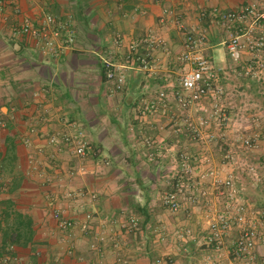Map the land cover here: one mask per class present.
<instances>
[{"label": "crops", "instance_id": "obj_1", "mask_svg": "<svg viewBox=\"0 0 264 264\" xmlns=\"http://www.w3.org/2000/svg\"><path fill=\"white\" fill-rule=\"evenodd\" d=\"M254 2L264 5V0H0V252L5 238L12 250L8 262L0 256V264H121L119 258L125 264H199L207 257L216 264H244L233 251L236 227L219 248L204 241L210 218L230 208L222 184H196L199 177H194L177 212L164 207L162 198L181 172L182 155L207 153L218 179L240 182L239 200L252 212L249 224L264 234V113L235 132L239 119L232 110L228 126L220 128L211 119L204 128L211 141L194 143L187 133L177 134L170 120L186 112L173 105L167 115L142 116L141 110L145 101L177 83L186 67L178 61L183 30L172 19L161 22L164 9H173L186 30L207 31L210 55L227 34L210 17H201L202 10H238ZM49 14L69 22L74 35L72 47L58 58L20 32L25 21L37 23ZM148 32L162 37L168 48L141 47V54L154 56L152 73L125 57L130 40ZM117 36L123 39L120 46ZM104 60L127 76L124 89L113 95ZM209 106L203 102L185 115L193 121L208 118ZM67 122L89 143L83 160L48 144V134L66 131ZM241 135H260L258 148H242ZM250 165L259 167L260 180L247 174ZM78 188L95 193L96 200L84 209L75 206L71 214L81 221L86 211L93 212L97 233L76 227L64 234L57 228L52 200ZM201 189L207 196L196 202L193 195ZM129 217L140 220L138 230L116 245L108 237L101 252L91 247L98 233L108 235ZM187 230L193 237H184ZM256 250L261 263L264 242Z\"/></svg>", "mask_w": 264, "mask_h": 264}, {"label": "built area", "instance_id": "obj_2", "mask_svg": "<svg viewBox=\"0 0 264 264\" xmlns=\"http://www.w3.org/2000/svg\"><path fill=\"white\" fill-rule=\"evenodd\" d=\"M200 15L201 17H210L213 23L224 27L227 35L222 44L226 46L232 61L241 68L243 75L247 79L264 83V5L254 2L244 5L238 10L230 11L214 7L211 10H202ZM169 19H172L183 30L185 41L183 49L178 55V61L186 67L177 83L162 89L156 96L143 103L141 115L148 116L158 113L167 115L171 105L175 106L178 112L184 114V112L196 109L203 102H210V106L205 109L209 113L208 118L193 121L185 113L184 115L173 114L170 120L173 123L174 131L177 134L187 133L192 142L200 143L206 137L208 141H211L212 135L204 132V128L212 125L211 119H214L220 128L229 124V113L225 105L226 88L222 80L223 69L217 68L212 56L207 53L210 42V34L207 31L186 30L174 10L166 8L160 20L165 23ZM20 32L34 38L39 43L42 52L52 57H60L74 43L71 24L63 22L53 14L45 16L37 23L30 20L25 21ZM115 43L120 46L123 44V39L117 36ZM144 44L151 50L158 46L168 50L167 44L162 37L151 32L146 33L144 38L130 40L125 53L126 60L137 64L140 70L152 73L155 68L154 56L151 52L140 53ZM104 65L106 79L110 85V94L122 91L127 84L124 69L108 60H104ZM66 125V131L48 134V144L57 153L67 150L72 157L83 160L86 157L89 143L75 124L67 122ZM35 132L36 129L33 126L31 133ZM260 137V135L254 137L241 135L239 143L242 148L253 151L258 148ZM26 144H30L29 139ZM147 144L150 145L151 141L147 140ZM226 158L233 160V154L228 153ZM182 159L181 172L177 178L169 182V188L164 192L162 198V205L172 212L179 211L183 198L189 190V184L196 182L194 180L196 176L199 177L196 184L206 181H210L214 185L222 184L224 194L230 200V208L216 218H210L209 233L204 239L205 244L219 248L224 237L233 227H236L238 235L233 243L236 258L244 264H264V261L260 263L256 250L258 244L264 242V234L253 224H249L248 216L252 212L248 204L239 200V190L234 178L218 179L217 170L214 169L211 157L207 153H199L195 156L186 152L182 155ZM246 172L256 180L261 179L260 169L257 165L248 166ZM193 196V200L201 202L207 196V191L201 189L198 195ZM95 200L96 194L87 189L64 190L59 199L52 200V202L56 201L53 204L52 216L56 221L57 228L64 234L73 231L76 227L83 232L95 233L93 212L86 211L80 219L81 221L71 214L75 206L84 209L85 206L93 204ZM118 223V227L109 229L108 235L101 233L96 235L97 243L91 246L95 251H102L101 243L108 237L115 241L116 245L117 242H121L124 235L138 230L140 226V220L137 217H129ZM184 237H193L192 231L187 230ZM9 259L7 256L4 262H8ZM118 262L126 263L122 258H119ZM199 264H216V261L212 257H207Z\"/></svg>", "mask_w": 264, "mask_h": 264}, {"label": "rangeland", "instance_id": "obj_3", "mask_svg": "<svg viewBox=\"0 0 264 264\" xmlns=\"http://www.w3.org/2000/svg\"><path fill=\"white\" fill-rule=\"evenodd\" d=\"M210 29V28H209ZM209 32H211L209 30ZM226 39L223 36L220 41ZM210 43V42H209ZM218 43L215 42V44ZM213 53L210 54L214 60V64L217 68H222L223 85L226 88L227 103L226 110L228 113L233 110V113L238 114V123L236 130L243 132L242 124L247 122V119L254 114L264 113V83H258V81L247 79L241 72V68L230 58L226 46L221 44L214 47ZM231 102V105L228 103ZM259 118V116H256ZM239 140V139H238ZM251 158V157H250ZM252 163L258 162V159H251Z\"/></svg>", "mask_w": 264, "mask_h": 264}, {"label": "trees", "instance_id": "obj_4", "mask_svg": "<svg viewBox=\"0 0 264 264\" xmlns=\"http://www.w3.org/2000/svg\"><path fill=\"white\" fill-rule=\"evenodd\" d=\"M104 75H105V72H104ZM260 83L262 84V82H260ZM262 87H264V85H262ZM236 184L240 188V185H239L240 182L236 181ZM11 252H12L11 243L9 241H7L6 238L3 239V244H2V248H1V252H0L1 259L4 261L7 256L10 258L11 254H12Z\"/></svg>", "mask_w": 264, "mask_h": 264}]
</instances>
